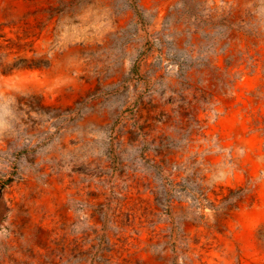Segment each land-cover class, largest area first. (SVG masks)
I'll list each match as a JSON object with an SVG mask.
<instances>
[{"label":"rangeland","instance_id":"obj_1","mask_svg":"<svg viewBox=\"0 0 264 264\" xmlns=\"http://www.w3.org/2000/svg\"><path fill=\"white\" fill-rule=\"evenodd\" d=\"M0 184V264H264V0H0Z\"/></svg>","mask_w":264,"mask_h":264},{"label":"crops","instance_id":"obj_2","mask_svg":"<svg viewBox=\"0 0 264 264\" xmlns=\"http://www.w3.org/2000/svg\"><path fill=\"white\" fill-rule=\"evenodd\" d=\"M105 211H106V209H105V207H104V209L101 210V213H102L101 218H102V220H100V221H99L98 218H97V216H98L97 212H93L92 215H91V223H92L93 225H102L103 222H104L103 217H104V215H105Z\"/></svg>","mask_w":264,"mask_h":264},{"label":"water","instance_id":"obj_3","mask_svg":"<svg viewBox=\"0 0 264 264\" xmlns=\"http://www.w3.org/2000/svg\"><path fill=\"white\" fill-rule=\"evenodd\" d=\"M4 189V186L0 184V214H1V207H2V191Z\"/></svg>","mask_w":264,"mask_h":264}]
</instances>
